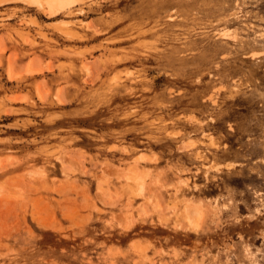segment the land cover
Segmentation results:
<instances>
[{
  "label": "rangeland",
  "instance_id": "obj_1",
  "mask_svg": "<svg viewBox=\"0 0 264 264\" xmlns=\"http://www.w3.org/2000/svg\"><path fill=\"white\" fill-rule=\"evenodd\" d=\"M34 1H0V264H264V0Z\"/></svg>",
  "mask_w": 264,
  "mask_h": 264
},
{
  "label": "bare ground",
  "instance_id": "obj_2",
  "mask_svg": "<svg viewBox=\"0 0 264 264\" xmlns=\"http://www.w3.org/2000/svg\"><path fill=\"white\" fill-rule=\"evenodd\" d=\"M80 1L82 0H44L45 4H41L37 1L39 4L36 5H40L42 9H45L49 13V15H55L60 13V11L62 10L72 8L73 6L77 5ZM34 3H36V0L34 1Z\"/></svg>",
  "mask_w": 264,
  "mask_h": 264
}]
</instances>
